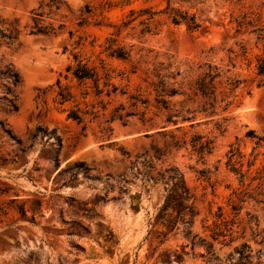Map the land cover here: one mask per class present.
<instances>
[{
    "label": "rangeland",
    "instance_id": "rangeland-1",
    "mask_svg": "<svg viewBox=\"0 0 264 264\" xmlns=\"http://www.w3.org/2000/svg\"><path fill=\"white\" fill-rule=\"evenodd\" d=\"M168 1L0 0V264H264V0H170L194 31L171 22ZM132 9L146 13L117 34ZM38 12L54 33H30ZM112 34L127 58L106 50ZM75 54L98 83L68 70ZM209 65L213 106L195 93ZM60 86L73 94L63 106ZM72 108L94 113L78 123ZM207 140L211 152L196 151ZM174 177L198 208L186 224L159 209ZM220 212L236 221L225 243L211 231Z\"/></svg>",
    "mask_w": 264,
    "mask_h": 264
},
{
    "label": "trees",
    "instance_id": "trees-1",
    "mask_svg": "<svg viewBox=\"0 0 264 264\" xmlns=\"http://www.w3.org/2000/svg\"><path fill=\"white\" fill-rule=\"evenodd\" d=\"M56 6L57 8L60 7L59 4H57ZM145 11L146 10L144 9L140 11H136L132 9L131 13L129 14L130 18L128 20H124L122 25L118 27L117 34L120 33V30L123 26L129 25L130 23L138 19L139 16L146 13ZM149 13L150 15L148 17H145L144 19L141 20V24L145 26L146 31L151 30L152 28L151 19H153L155 15V12L149 11ZM164 13H166L168 15V18L171 20V22L176 25L185 24L188 27V29L192 31L197 30L200 27V23L198 22L194 14H189L187 11H183L180 8H176L172 6V4L170 3V0L168 1V6L164 10ZM41 17H43L42 12L35 13L34 25L31 26L30 33L31 34L54 33L55 27L53 25H43L42 23L43 19ZM244 23L245 22L239 21L240 27L244 25ZM2 36L8 37L9 39H14L17 36V31L16 32L10 31L8 34L3 33ZM115 42H116V38L112 34V36L107 39L106 50L109 51V54L111 56L127 58L130 55L129 51L126 50L124 47L115 46ZM74 57L76 60V64L74 66L68 67V70L72 71L73 76L77 78L78 80L92 79L96 83H98V71L96 67L90 65L88 61H85L82 58H79L78 54H75ZM209 68H210V71L203 72L202 74H200V76L196 80V92L195 93L200 94L202 97L207 98V101L209 99L213 100V101L207 102L208 104L213 106L214 100H216V97H217L215 78L216 76L219 75V73L217 72V69L214 70L212 65H209ZM256 71H257L258 76H264V54L257 58ZM5 74L11 80L13 84L17 85L20 83L21 78L18 72L7 71ZM231 83L235 85L237 81L235 82L232 81ZM97 90L98 92H101L100 89H97ZM161 91L163 92V88ZM166 93L169 95H174V94H177V90L175 88H171L167 90ZM72 99H73L72 92L68 90L67 87L60 86V90L57 93V103L63 106L66 103L72 101ZM157 101L159 102L164 101L165 103H168L165 100H157ZM225 101L226 103H225L224 109H227L230 106L231 101L227 100V98L225 99ZM9 102H10L9 104L10 109L12 111H17L19 108L18 105L12 99L9 100ZM142 102L146 104L147 100L146 101L142 100ZM91 113H94V112H89L86 110L81 111L79 109L72 108V109L67 110V118L73 119L78 123H83L85 121V116ZM247 135L253 138H256V137L258 138L256 142L257 146L260 145V142L263 139L262 137L257 136L254 130H250ZM179 142L180 140H175L174 142H172V145L175 147H178ZM184 143H185V140H184ZM211 143H212L211 140H207L206 142H201L198 150L196 151L202 154L205 152L210 153L212 149ZM239 153H241L239 148H233L231 150L230 157L228 160V165L231 167L232 171H234L236 174H240L241 180L243 181L245 177L247 176L248 171L246 172L242 171L241 168H238L235 166V163H234L235 157L240 156ZM160 154L161 152L159 150H156V156L158 157V155ZM253 165H254L253 162L249 163V167ZM257 172L258 174H260L258 178L261 180L257 187L258 188L257 193L258 195H261V194L264 195V191L259 190L261 186L264 185V170L260 169ZM173 180H174L173 187L168 192V196L165 198L163 204L161 205L159 209H160V212L168 213L169 209L172 206L175 207L177 215H175L174 217L175 219H174L173 225H176L179 220H181L184 224H186V223H189L198 214V208L195 205V201L193 200V194L191 193L190 189L188 188V186L186 185L182 177L180 178L174 177ZM22 213L23 215H26L25 210H23ZM217 216H218V220L214 222V225L211 228L212 237L214 240L221 239L222 242L225 243L227 242V239L231 237L232 234L234 233V224L236 223V221L235 220L229 221L225 219L222 212H220ZM161 223L164 224L163 221H161ZM244 246L247 247L246 244L243 245V247Z\"/></svg>",
    "mask_w": 264,
    "mask_h": 264
}]
</instances>
